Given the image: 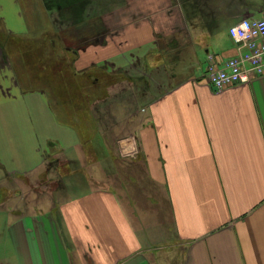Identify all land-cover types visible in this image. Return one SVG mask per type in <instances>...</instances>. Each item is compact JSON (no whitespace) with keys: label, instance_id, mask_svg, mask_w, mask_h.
Listing matches in <instances>:
<instances>
[{"label":"crops","instance_id":"obj_1","mask_svg":"<svg viewBox=\"0 0 264 264\" xmlns=\"http://www.w3.org/2000/svg\"><path fill=\"white\" fill-rule=\"evenodd\" d=\"M8 1L6 30L33 31L18 0ZM74 1V22L59 24L60 35L78 70L121 76L112 85L123 113L141 118L120 136L134 149L121 153L138 176L126 196L107 183L55 211L0 209V264H264V77L216 91L205 76L209 56L221 65L237 54L228 29L263 15L264 0ZM8 60L0 45V181L31 175L86 137L46 90L22 89ZM149 184L159 189L147 223L146 197L134 192ZM162 204L165 222L154 212Z\"/></svg>","mask_w":264,"mask_h":264},{"label":"rangeland","instance_id":"obj_2","mask_svg":"<svg viewBox=\"0 0 264 264\" xmlns=\"http://www.w3.org/2000/svg\"><path fill=\"white\" fill-rule=\"evenodd\" d=\"M18 2L23 16L34 27L33 31L25 34L10 33L5 28L4 18L0 16V45L9 58L8 62L10 61L15 70L17 81L22 89L46 90L57 114L68 122L79 121L86 137L79 149L51 158L45 167L31 175L2 179L0 181V209L14 213L55 211L63 200L94 189H106L107 183L111 190L119 192L121 196H126L130 193L128 191L130 187H127L131 184L130 179L137 178L138 171L133 161L123 155L127 154L128 150H133L135 146L129 143L122 146V141L128 139L120 136L134 131L138 126L137 120L141 119L140 114L136 112L132 119L127 108L123 113L120 100L121 89L107 84L108 79L100 77L98 68H103L102 66L87 65L85 68L77 69L76 56L67 51L69 41H64L60 35L59 28L61 27L56 23L52 24L57 16L56 13L51 12L49 16L42 0H18ZM5 4L9 7L8 0H5ZM263 16L264 14L254 18ZM72 23L66 21L65 25L67 27ZM71 27H68L66 34L73 31ZM225 29L216 30V33L220 34L222 45L231 42L225 34ZM55 74L59 75V84H62L63 90L68 89L71 82L73 85H86L96 79V83L91 85L96 97L93 100L96 108L92 114L97 116L102 111L106 119L113 122L109 123V132L106 133L100 129L102 131L100 133V130L93 131V128L86 131L88 126L86 122L90 116L86 112V114L83 113V106L89 98H84L78 93L81 101L72 107L69 93L62 95L56 92L57 80L53 77ZM117 78L121 80V76ZM105 109L114 112L105 115ZM88 141L90 142L87 144ZM158 189L149 184L143 191L139 189L138 192H134L139 195L144 194L146 197L142 205L147 223L153 219V204L149 202L150 196L157 195ZM158 195H161V191ZM158 210L162 211L161 220L163 222L169 219L164 204L160 205L159 209L155 208L154 212ZM161 240L158 243L162 244Z\"/></svg>","mask_w":264,"mask_h":264},{"label":"built area","instance_id":"obj_3","mask_svg":"<svg viewBox=\"0 0 264 264\" xmlns=\"http://www.w3.org/2000/svg\"><path fill=\"white\" fill-rule=\"evenodd\" d=\"M237 54L221 65L209 56L206 80L216 91L251 83L264 77V17L243 18L229 28Z\"/></svg>","mask_w":264,"mask_h":264},{"label":"trees","instance_id":"obj_4","mask_svg":"<svg viewBox=\"0 0 264 264\" xmlns=\"http://www.w3.org/2000/svg\"><path fill=\"white\" fill-rule=\"evenodd\" d=\"M60 1L61 0H44V2H45L44 4H45V6L48 9V10H46L48 12V15L50 16L51 12L52 13L54 12L57 15L55 17V19L52 21V24L54 25L56 23L57 25H59V24L60 25H64L66 21L70 22V23L74 22V18L76 16V12L73 11V7H74V4H75V1L74 0H63V2L60 3V4H62L61 5L62 7L58 10L59 6L57 5V8H55L53 4L57 3V2H60ZM49 23H50V21H49ZM67 51H68V49H67ZM18 52H19V49H18ZM18 55H19V53H18ZM54 65H55V63H54ZM53 67H56V66H53ZM98 69H99L100 77L108 79V83L107 84H113L115 81H120V79L117 78L118 75L109 73L104 68H98ZM53 77H54L55 80H57V84H56V87H55L56 92L58 94H62V95L65 94V93H69L70 94V99L69 100L71 101L72 107L76 106L81 101L79 99L80 97H79L78 93L83 95L84 98H89L88 101H86L85 105L83 106V113L86 112L87 115L90 116V118L86 122V124H88V126L86 128V131H89L90 129L93 128V131L101 129L104 132L106 131V133L109 132V129H110L109 125L111 123H113V122L108 121L106 119V117L104 116L102 111H100L97 116L95 114H92L93 110L96 107L94 105H92V107H91V104H93V102H94L93 100L96 97L94 96V93H93L94 90L91 88V85H93L94 82L96 83V79L91 81L89 84H86V85H84V84H82V85H78V84L73 85V83L71 82L70 85L68 86V89L63 90L61 88L62 84L61 85L59 84V75L55 74ZM89 78H92V76H89ZM63 100H64V98H63ZM65 101H66V99H65ZM73 123L77 124L79 126H82V124H80L79 121L73 122ZM101 130L99 131L100 133H102ZM89 142L90 141H88L87 144Z\"/></svg>","mask_w":264,"mask_h":264},{"label":"water","instance_id":"obj_5","mask_svg":"<svg viewBox=\"0 0 264 264\" xmlns=\"http://www.w3.org/2000/svg\"><path fill=\"white\" fill-rule=\"evenodd\" d=\"M121 144L122 146H125L127 144V140H123Z\"/></svg>","mask_w":264,"mask_h":264},{"label":"flooded vegetation","instance_id":"obj_6","mask_svg":"<svg viewBox=\"0 0 264 264\" xmlns=\"http://www.w3.org/2000/svg\"><path fill=\"white\" fill-rule=\"evenodd\" d=\"M105 69V68H104Z\"/></svg>","mask_w":264,"mask_h":264}]
</instances>
